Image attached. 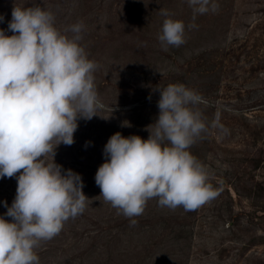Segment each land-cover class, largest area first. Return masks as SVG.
Here are the masks:
<instances>
[{
	"label": "rangeland",
	"instance_id": "rangeland-1",
	"mask_svg": "<svg viewBox=\"0 0 264 264\" xmlns=\"http://www.w3.org/2000/svg\"><path fill=\"white\" fill-rule=\"evenodd\" d=\"M214 2L215 13L193 21L187 0H0L6 35L14 6L51 11L62 33L82 21L80 44L98 64L103 106L78 120L74 143L60 144L54 157L80 174L87 207L67 221V241L47 243L40 264H264V194L256 190L264 185V0ZM161 9L185 23L180 47H161ZM173 83L202 98L208 131L189 151L218 195L193 211L149 200L132 225L100 196L95 174L113 134L148 139L159 115L157 87Z\"/></svg>",
	"mask_w": 264,
	"mask_h": 264
},
{
	"label": "clouds",
	"instance_id": "clouds-1",
	"mask_svg": "<svg viewBox=\"0 0 264 264\" xmlns=\"http://www.w3.org/2000/svg\"><path fill=\"white\" fill-rule=\"evenodd\" d=\"M187 4L193 21L219 8L214 0ZM160 12L161 47H180L185 23ZM84 27L80 21L62 33L53 13L35 5L13 7L12 35L0 29V178L17 180L11 206L4 202L11 221L0 216V264H40L36 249L87 207L80 174L54 160L60 144L74 143L78 120H91L103 106L95 85L98 64L80 44ZM157 90L159 115L146 129L148 139L113 134L95 174L100 196L132 225L149 200L193 211L218 195L208 169L189 151L208 131L197 107L201 96L179 83Z\"/></svg>",
	"mask_w": 264,
	"mask_h": 264
},
{
	"label": "trees",
	"instance_id": "trees-1",
	"mask_svg": "<svg viewBox=\"0 0 264 264\" xmlns=\"http://www.w3.org/2000/svg\"><path fill=\"white\" fill-rule=\"evenodd\" d=\"M16 187L17 185L15 183V178L13 179V178L4 177L2 178V180H0V216H3L5 219L9 221H11V218L5 215V213L7 212V208L4 206V202H7V205L9 207L11 206L15 198V195H16ZM235 189L237 188L235 187ZM256 190L262 192V195H263L264 185L257 184ZM261 210H264V206H261ZM68 226H69L68 222H65L62 231L56 237L64 236L66 237L65 239L67 241L69 239V235L71 236L73 234L72 230L67 228ZM48 242L49 241L41 243L39 247L40 249L36 250L38 256L41 255L43 252L47 253V245H48L47 243ZM48 247L50 248L51 245Z\"/></svg>",
	"mask_w": 264,
	"mask_h": 264
}]
</instances>
